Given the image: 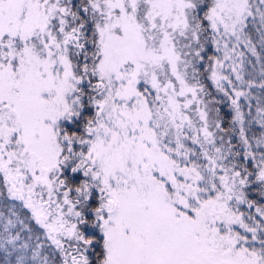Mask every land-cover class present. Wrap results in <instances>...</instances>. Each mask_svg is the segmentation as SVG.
<instances>
[{
    "label": "snow or ice",
    "instance_id": "6c2138e0",
    "mask_svg": "<svg viewBox=\"0 0 264 264\" xmlns=\"http://www.w3.org/2000/svg\"><path fill=\"white\" fill-rule=\"evenodd\" d=\"M0 264H264V0H0Z\"/></svg>",
    "mask_w": 264,
    "mask_h": 264
}]
</instances>
